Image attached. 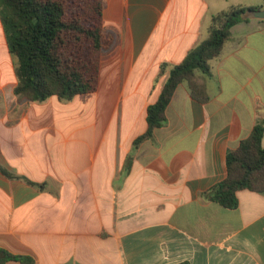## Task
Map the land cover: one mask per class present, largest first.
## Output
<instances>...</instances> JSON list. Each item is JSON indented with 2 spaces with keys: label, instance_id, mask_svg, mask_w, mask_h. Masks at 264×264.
<instances>
[{
  "label": "crops",
  "instance_id": "obj_1",
  "mask_svg": "<svg viewBox=\"0 0 264 264\" xmlns=\"http://www.w3.org/2000/svg\"><path fill=\"white\" fill-rule=\"evenodd\" d=\"M263 5L106 0L98 89L70 101L15 94L0 17V250L33 264H264V193L239 191L234 210L203 196L226 179L228 151L264 122V20L232 28L206 76L207 103L182 83L166 124L135 144L212 17Z\"/></svg>",
  "mask_w": 264,
  "mask_h": 264
},
{
  "label": "trees",
  "instance_id": "obj_2",
  "mask_svg": "<svg viewBox=\"0 0 264 264\" xmlns=\"http://www.w3.org/2000/svg\"><path fill=\"white\" fill-rule=\"evenodd\" d=\"M106 0H0V17L14 56L18 85L15 94L29 102L51 97L70 101L95 93L107 35L103 26ZM264 7L234 6L212 17L209 36L170 69L158 100L148 107L147 132L136 145L151 139L167 122L166 112L182 83L200 103L210 99L206 76L231 37L232 28L251 19L248 11ZM167 65H163L164 70ZM200 73V74H199ZM10 178L11 174L2 169ZM227 177L203 196L227 209L239 207L238 192L264 193V122H258L237 150L227 153ZM33 264L26 256L0 250V264ZM188 264V263H181Z\"/></svg>",
  "mask_w": 264,
  "mask_h": 264
},
{
  "label": "water",
  "instance_id": "obj_3",
  "mask_svg": "<svg viewBox=\"0 0 264 264\" xmlns=\"http://www.w3.org/2000/svg\"><path fill=\"white\" fill-rule=\"evenodd\" d=\"M247 17L264 20V9L248 11Z\"/></svg>",
  "mask_w": 264,
  "mask_h": 264
},
{
  "label": "rangeland",
  "instance_id": "obj_4",
  "mask_svg": "<svg viewBox=\"0 0 264 264\" xmlns=\"http://www.w3.org/2000/svg\"><path fill=\"white\" fill-rule=\"evenodd\" d=\"M262 7H264V5H263ZM263 9H264V8H263Z\"/></svg>",
  "mask_w": 264,
  "mask_h": 264
}]
</instances>
